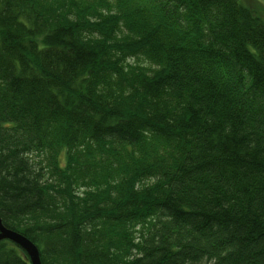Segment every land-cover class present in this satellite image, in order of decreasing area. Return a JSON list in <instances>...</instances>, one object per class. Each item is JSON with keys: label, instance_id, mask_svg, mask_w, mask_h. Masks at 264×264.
<instances>
[{"label": "trees", "instance_id": "obj_1", "mask_svg": "<svg viewBox=\"0 0 264 264\" xmlns=\"http://www.w3.org/2000/svg\"><path fill=\"white\" fill-rule=\"evenodd\" d=\"M0 218L42 264H264V9L0 0Z\"/></svg>", "mask_w": 264, "mask_h": 264}, {"label": "water", "instance_id": "obj_2", "mask_svg": "<svg viewBox=\"0 0 264 264\" xmlns=\"http://www.w3.org/2000/svg\"><path fill=\"white\" fill-rule=\"evenodd\" d=\"M2 241H10L23 249L29 256L28 258H30L31 264H42L41 258L39 257L40 252L36 245L23 235L6 229L0 218V242Z\"/></svg>", "mask_w": 264, "mask_h": 264}, {"label": "rangeland", "instance_id": "obj_3", "mask_svg": "<svg viewBox=\"0 0 264 264\" xmlns=\"http://www.w3.org/2000/svg\"><path fill=\"white\" fill-rule=\"evenodd\" d=\"M242 2L245 6L257 12L264 9L261 0H242Z\"/></svg>", "mask_w": 264, "mask_h": 264}]
</instances>
